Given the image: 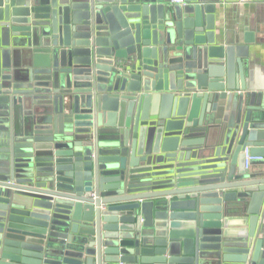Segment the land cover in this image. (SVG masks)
Here are the masks:
<instances>
[{"label":"water","instance_id":"95a60500","mask_svg":"<svg viewBox=\"0 0 264 264\" xmlns=\"http://www.w3.org/2000/svg\"><path fill=\"white\" fill-rule=\"evenodd\" d=\"M203 1L0 0V264H264V104Z\"/></svg>","mask_w":264,"mask_h":264},{"label":"crops","instance_id":"0c3cea01","mask_svg":"<svg viewBox=\"0 0 264 264\" xmlns=\"http://www.w3.org/2000/svg\"><path fill=\"white\" fill-rule=\"evenodd\" d=\"M214 3L213 16L215 19L214 33L221 38L224 46L245 47L246 55L238 56L240 69L237 65L236 72H241L244 76L243 82L249 86L243 92L254 91L259 94L257 103L261 100L264 104V0H205L204 5ZM247 35L252 41L245 43L244 38ZM238 64V63H237ZM239 92V91H238ZM204 111V105L200 106ZM226 123L208 124L204 126L201 138L205 144H208L212 150H220L223 144V135ZM251 167L257 169L264 168V158L260 161H253ZM258 176L263 173H257ZM235 206V201L229 202ZM237 208V207H234ZM242 211H229V216L236 219L231 223L232 228L242 227L238 224L237 218H244ZM260 238H264V233L259 232Z\"/></svg>","mask_w":264,"mask_h":264},{"label":"built area","instance_id":"2783aa9c","mask_svg":"<svg viewBox=\"0 0 264 264\" xmlns=\"http://www.w3.org/2000/svg\"><path fill=\"white\" fill-rule=\"evenodd\" d=\"M173 4H181V3H183V0H170ZM245 158H244V165H245V167H247L248 165H249V163H250V161H251V159H252V157L251 156H249L248 155V152H247V150H245Z\"/></svg>","mask_w":264,"mask_h":264}]
</instances>
